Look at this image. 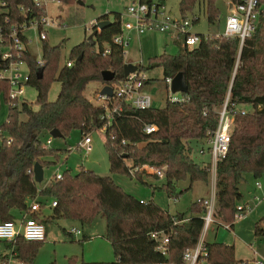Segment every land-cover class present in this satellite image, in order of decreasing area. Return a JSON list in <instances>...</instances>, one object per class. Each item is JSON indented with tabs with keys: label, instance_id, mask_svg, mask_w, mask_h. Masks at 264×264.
<instances>
[{
	"label": "trees",
	"instance_id": "16d2710c",
	"mask_svg": "<svg viewBox=\"0 0 264 264\" xmlns=\"http://www.w3.org/2000/svg\"><path fill=\"white\" fill-rule=\"evenodd\" d=\"M60 1L84 3V0ZM196 1L181 0V10L192 8ZM216 1H206L211 22L219 17ZM46 12L34 0H0V19L7 15L9 23L29 21ZM99 19H109L108 14ZM121 30L122 12L117 11L111 23L96 33L98 49L96 42L87 39L72 47L71 65L61 63V44L52 45L44 39L42 75L38 74L37 56L28 46L25 51L30 71L28 83L37 87L35 103L27 98L12 99L8 81L0 79V99L4 97L9 105L7 119L0 126V221L16 219V214L22 215L35 198L42 207L56 200L50 214H42V209L35 214L43 223L61 218L89 223L99 214L106 218V237L116 259L83 264H184V251L197 243L203 231L202 200L191 203L190 215L181 211L172 213L154 200H142L127 192L112 176L84 166L76 173L66 169L62 177L52 176L42 186L34 177L37 161L47 167L59 162L62 154L70 150V147L45 146L44 132L58 128L67 140L76 129L84 136L107 122L102 117L104 105L92 101L85 91L91 81L116 83L124 77V47L114 41ZM106 48H110L107 53ZM156 65L163 68L164 80L168 75L183 72L188 99L183 102L167 99L162 107L147 108L121 102L123 113L116 115L105 129L110 170L142 178L143 170L131 173L130 168L144 163L164 166L166 181L160 187L175 198L183 191L177 190L178 181L190 179L191 185L194 181L207 182L210 157L197 161L193 156V141H206L213 134L219 110L229 93L231 102L248 103L252 107L244 114H235L228 153L217 165L214 215L216 222L219 217L232 226L244 174L249 172L258 177L264 173V12L241 44L237 37L203 38L194 47L184 45L175 54L164 52L155 56L149 67ZM104 69L116 72L113 80L103 79ZM54 80L60 82V90L51 99L48 90ZM149 82L150 78L145 88ZM146 123L156 124L157 130L146 132ZM151 231L169 235L168 255L157 249ZM254 235L264 236V214L254 223ZM41 241L19 236L15 241L4 242L5 247L13 248L17 259L32 264ZM205 243L206 260L210 264H240L234 244L207 237ZM5 258L0 252V264Z\"/></svg>",
	"mask_w": 264,
	"mask_h": 264
},
{
	"label": "rangeland",
	"instance_id": "374dc122",
	"mask_svg": "<svg viewBox=\"0 0 264 264\" xmlns=\"http://www.w3.org/2000/svg\"><path fill=\"white\" fill-rule=\"evenodd\" d=\"M132 0H84V3L76 2L67 4L62 1L49 0L46 7V14L49 17H59L61 24L48 26L47 41L54 44H61V63L70 57L72 47L93 32L95 26L92 25L101 15L107 13L110 20L115 17V12H122L124 20L131 19L126 13V7ZM181 0H165L166 7L171 9L176 16L186 15L192 19L195 14H199L200 20L192 25V31L199 33H218L225 28L226 16L229 9V0H217L216 5L219 8V17L215 21L209 20V10L207 0H198L192 8L181 10ZM58 18V19H59ZM27 34L32 39L30 47L33 49L37 58H42L44 40L38 38L39 32L36 29H30ZM96 42V34L94 35ZM107 44V43H104ZM184 45L183 37L178 41L174 40L173 35L158 29H149L143 33H132L128 45L125 46V59L127 62L142 64L150 82L147 84V91L153 96V106L162 107L165 105L169 89L164 80L163 68L159 65L149 67L152 59L164 52L175 54L179 52ZM99 42H96L97 49ZM28 65L23 66L26 71ZM103 83L101 81H91L85 91L95 103H100L99 99ZM60 90V82L54 80L48 90V96L55 99ZM179 96L183 95L182 91H176ZM37 87L27 83L25 85L23 97L35 103ZM8 102L4 97L0 99V126L5 122L8 115ZM239 107L252 110L248 103H240ZM24 117V116H23ZM92 149L86 152L84 148L77 147L78 142L82 139L81 130H74L67 140L62 136H52L50 132H44L43 138L51 137L52 147H71V149L62 154L60 161L56 164L49 165L45 168L44 179L39 182L40 185L49 183L51 177L58 170L64 171L70 169L71 173L78 172L81 167L92 169L97 173L110 175L120 184L127 192L135 195L142 200H154L163 208L172 213L177 211L186 212L190 215L189 206L195 200L200 198L213 197L214 187L210 173L209 180L194 181L191 185L190 179L180 180L177 182V190L181 191L179 197L170 196L164 188L160 186L166 181L164 176L157 177L152 175V168H143L145 172L142 178L136 175L110 170V161L108 152L105 147V129L96 128L91 131ZM46 139V140H47ZM1 140V137H0ZM194 158L203 162L209 159V153H201L199 148L208 144L204 139L193 141ZM131 164L130 161H128ZM142 168L139 170L142 171ZM260 181L261 188L256 186V181ZM155 186V188H154ZM242 192L241 197L236 204L247 202L252 207L240 219L235 218L233 226L228 229L222 225V219L218 217V222L214 221L206 231L208 240H218L235 246V256L243 259L244 264H253V259L264 260V236L257 237L254 235V223L257 218L264 214V173L254 177L251 173L244 174V180L239 185ZM257 194L261 199L256 200L254 195ZM52 212L50 202L42 207V214L48 215ZM16 217H19L18 213ZM46 228V237L41 241L36 257L32 264H83L92 262H112L115 261L114 250L111 242L106 237L107 222L106 218L99 214L93 221L82 223L80 220L73 218H61L52 221H44ZM74 227L83 230V234L74 235L69 231ZM7 250L4 240H0V252ZM248 260V261H246ZM200 264H210L208 260H203Z\"/></svg>",
	"mask_w": 264,
	"mask_h": 264
},
{
	"label": "built area",
	"instance_id": "2783aa9c",
	"mask_svg": "<svg viewBox=\"0 0 264 264\" xmlns=\"http://www.w3.org/2000/svg\"><path fill=\"white\" fill-rule=\"evenodd\" d=\"M34 1L36 5L46 9L49 0ZM2 4L5 5L6 3L2 2ZM228 4L229 9L224 30L218 33H199L192 31V25L200 20L201 16L199 14H195L192 19L188 18L186 15L176 16L171 9L166 7L165 0H132L126 7V13L131 19L124 20L122 18V30L114 36V41L125 48L130 42L132 31L140 34L149 29H158L172 34L176 41H178L180 37H183L184 45L190 48L198 45L203 38H210L213 36L237 37L241 44L244 39L252 33L259 15L264 12V1L229 0ZM97 21L98 19L93 21L92 25L97 26ZM54 24L59 26L64 25L61 24L57 17L50 18L48 14L21 23H9L7 15H4L0 19V79L8 81L9 95L12 99L18 97L25 98L23 97L25 85L30 79L29 67L26 71L23 70V66L28 65L25 58V51L30 43H32V39L27 32L30 29H36L39 32L38 38L44 40L48 38L46 27L53 26ZM109 51L110 48H106L104 52L107 53ZM37 63L40 68L44 63L43 58H37ZM65 63L71 65L72 60L68 58ZM142 66L143 65L139 63L135 71L124 75L120 81L111 83L113 86L112 95L101 94L100 92V104L105 107V113L102 117L107 120L102 128L106 129L116 115H121L123 113V105L121 102H126L137 108L153 106L154 98L145 88L146 80L149 77ZM172 80V75L165 77L169 89L167 99L177 102L186 101L188 97L185 92H183L182 96H179L176 92L171 91ZM229 96L228 93L219 110L218 123L213 134L206 138L208 148H200L201 153L208 152L210 155L209 169L212 176L214 192L211 199L200 198L205 206V213L203 215L205 223L197 243L184 251V264H200L208 256L205 236L212 222L216 221L214 212L216 203L217 165L228 153L235 114L237 112L241 114L248 112L247 109L239 107L240 103L231 102ZM10 102L12 104L14 103L12 100ZM157 128L158 126L153 123H146L144 126L145 131L148 133L157 130ZM90 133L91 132L84 135L77 145L80 149L84 148L86 152L91 150L93 146V139ZM51 142L52 139L49 137L44 145L49 146ZM123 142H126V140L123 139ZM142 167L147 169L152 168V173H156L159 176H164L165 174L164 166L160 167L149 163L130 168V171L131 173H135ZM62 175L63 173L61 170L53 174V176L57 178L62 177ZM256 186L261 188L260 181H256ZM254 198L256 200L261 199L257 194L254 195ZM56 204V200L50 203L51 207ZM251 207L252 205L247 202L237 204L235 218H242ZM41 209L42 205L40 201L35 198L30 202L27 210H25L18 219L0 221V240L12 242L19 236H23L29 240H44L46 237L45 225L35 216ZM221 223L230 229V222ZM70 231L73 233L80 232L76 227ZM150 234L156 240L157 249L160 250L163 255H168L169 235L163 231H151ZM1 253L6 257L1 264H25L22 260L15 257L13 248H7V250ZM253 264H264V260L255 259Z\"/></svg>",
	"mask_w": 264,
	"mask_h": 264
},
{
	"label": "water",
	"instance_id": "95a60500",
	"mask_svg": "<svg viewBox=\"0 0 264 264\" xmlns=\"http://www.w3.org/2000/svg\"><path fill=\"white\" fill-rule=\"evenodd\" d=\"M111 23L110 19H99L97 21V26L93 30V32L87 37V40L95 43L94 35L99 32V30H102L105 25ZM138 68V64H135L133 62H125L124 67H123V73L124 75H127L128 73L135 71ZM43 67L41 66L38 69V74L42 75L43 73ZM102 76L103 79L106 81H110L114 79L116 76V72L111 70V69H104L102 71ZM171 91L176 92V91H182V92H187L188 91V84L186 82V79L184 77V74L182 71H179L173 76V80L171 83ZM101 94H108L112 95L113 94V86L110 83H105L101 89ZM50 133L52 136L58 137L62 136L63 133L58 129V128H53L50 130ZM34 177L36 181L41 182L44 179V166L41 162L37 161L34 165Z\"/></svg>",
	"mask_w": 264,
	"mask_h": 264
},
{
	"label": "crops",
	"instance_id": "0c3cea01",
	"mask_svg": "<svg viewBox=\"0 0 264 264\" xmlns=\"http://www.w3.org/2000/svg\"><path fill=\"white\" fill-rule=\"evenodd\" d=\"M98 20H99V18H98ZM99 31H101V30H99ZM132 33H136V32L132 31L131 34H132ZM124 57H125V53H124ZM124 59H125V58H124ZM125 62H127L126 59H125ZM112 80H113V79H112ZM110 84H111V83H110ZM103 85H104V84H103ZM101 89H102V88H101ZM100 92H101V91H100ZM45 168H46V167L44 166V171H45ZM20 216H21V215H19V217H20ZM19 217H16V219H18ZM232 226H233V225H232ZM232 226H231V227H232ZM76 228H77V227H76ZM78 229L80 230V232H76V233H73V232H71V231H69V232L72 233V234H74V235H78V234H81V233L83 234V233H84L83 230H81L80 228H78ZM206 234H207V233H206ZM83 236H84V237H87V236L84 235V234H83ZM205 237H206V236H205ZM234 247H235V246H234ZM235 257H236V256H235ZM236 259L240 261V264H244V263H245L243 259H238V258H236ZM255 259H256V258H254L253 260H255ZM246 261H248V260H246ZM252 263H253V262H252Z\"/></svg>",
	"mask_w": 264,
	"mask_h": 264
}]
</instances>
